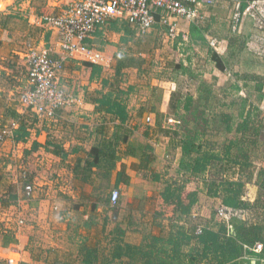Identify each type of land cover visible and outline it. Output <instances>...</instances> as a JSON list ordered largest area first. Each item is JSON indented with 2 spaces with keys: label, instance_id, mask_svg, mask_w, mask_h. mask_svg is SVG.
<instances>
[{
  "label": "crops",
  "instance_id": "crops-1",
  "mask_svg": "<svg viewBox=\"0 0 264 264\" xmlns=\"http://www.w3.org/2000/svg\"><path fill=\"white\" fill-rule=\"evenodd\" d=\"M67 2L0 0V132L17 123L12 127L13 137L0 141V175L8 179H0V197L11 196L5 203L0 198V264H8L10 257L22 264H144L143 251L151 244L155 249L171 250L174 242L181 244V253L189 258L208 236V232L197 236V224L209 225L208 231L221 226L215 208L224 203L228 182H244L241 199L247 192L250 198L246 202L251 205L264 200L259 194L261 180L244 176L242 158L232 150L228 155L226 131L209 128L221 119L225 99L214 100L218 110L213 112L208 98V113L191 120L186 131L178 128L179 123L169 122L172 98L166 100L168 96L153 101L142 119L147 98L142 80L135 81V74L141 71L123 68L121 73H128L125 82L116 85V55L121 53L100 48L97 41L102 36L110 39V29L118 20L125 23L126 33L142 35L125 19L112 21L89 39L111 61L92 66L60 48L57 31L43 22L45 15L61 12ZM232 5V1H224L204 7L206 16L201 23L177 18L181 31L189 35L186 44L180 39L172 41L182 62L200 52L203 42L208 51L222 57L228 40L217 37L218 49L214 50L209 38L217 35L210 32L220 21L230 22ZM159 19L149 34L160 36L158 31L164 28L166 34ZM253 21L247 18L240 28L243 32L249 29L251 37ZM193 28L200 30V37H195ZM29 44L46 46L53 57L65 58L60 82L78 101L55 118H39L18 100V93L28 83ZM131 88L135 91L124 98L116 94ZM177 89L172 85L170 94ZM190 95L197 103L200 94ZM200 104L201 108L206 104L204 97ZM184 116H188L185 111L175 118ZM199 117L207 122L203 129L197 127ZM22 124L27 133L18 140ZM184 142L188 154H184ZM252 164L258 176L264 159ZM258 177L263 178L261 173ZM28 179L35 187L30 199L25 196ZM114 188L121 192L116 206L110 200ZM19 217L27 220L23 226L18 225ZM141 249L142 258L138 255ZM199 264L213 263L209 257Z\"/></svg>",
  "mask_w": 264,
  "mask_h": 264
},
{
  "label": "rangeland",
  "instance_id": "rangeland-1",
  "mask_svg": "<svg viewBox=\"0 0 264 264\" xmlns=\"http://www.w3.org/2000/svg\"><path fill=\"white\" fill-rule=\"evenodd\" d=\"M119 21L110 29V39L107 37L102 39V36L97 41L101 43L100 48L108 47L115 50V53L136 54L137 56L140 55V52L144 53L141 66L137 67L141 73L135 74V81L142 80V91L147 98V105L142 111V119H146L147 113L145 111H148L153 101H159L166 96H168L166 100H170L174 95L177 106L175 108L170 107L171 110L167 111L173 118L184 113L185 108L182 104L187 100L186 97L192 98L190 94H203L206 104H203L202 109L205 113H208L207 102L209 99L211 100L210 111L213 112L218 110V104L215 101L220 98L222 102L225 99V105L221 104V119L213 122L212 125L210 124L209 128L226 131L228 146L232 140H239L238 146L245 148L246 151H241L237 145H233L232 153L238 158L239 156L242 158L244 176L248 179L261 180L259 194L260 198L264 197V171L258 170L263 177L259 179L260 173L258 176L254 175V165L252 164L254 160L264 159V26H261L260 22L255 19L253 21V32L255 33L251 37L253 33L249 29L247 32L233 31L231 21H220L215 27H212L210 33L228 40L227 48L222 57L216 62L214 59L211 61L210 54L212 55V51H208L207 43L203 42L201 43V51L195 52V55L190 56L189 61L185 63L182 62L180 52L177 53L176 51V44L169 40L164 33L165 28L162 32L158 31L161 33L160 36L152 32L149 35L138 37L126 33L124 30L125 23ZM195 37H200V35L195 33ZM247 51L257 57L250 56ZM208 52H210L209 55ZM125 74L128 73H119L115 76L116 85L125 82ZM174 84H176V89L178 86L181 89L178 87L177 90H172L170 94ZM131 91H135L134 88L128 91L119 89L116 94L124 98ZM150 98L152 102L149 101ZM213 107L216 109L213 110ZM241 124H243L242 127H240ZM238 127L240 128L239 131ZM221 140L223 141L222 138ZM2 177L4 179L7 175H2ZM6 180L8 181V179ZM1 196L0 198L4 203L6 200L10 202L11 196L6 198ZM250 206L256 210L261 220H258L256 225L260 224L263 227L261 235L262 242H264V203L258 200ZM138 252L142 258V249ZM156 258L160 262L167 260L162 255H157ZM180 264L182 263L180 262Z\"/></svg>",
  "mask_w": 264,
  "mask_h": 264
},
{
  "label": "built area",
  "instance_id": "built-area-1",
  "mask_svg": "<svg viewBox=\"0 0 264 264\" xmlns=\"http://www.w3.org/2000/svg\"><path fill=\"white\" fill-rule=\"evenodd\" d=\"M224 1H232L230 21L233 31H240L241 24L247 18L258 20L264 26V0H68L66 7L59 13L45 15L43 22L56 30L60 45L70 56H77L86 62L106 65L111 58L105 52L89 44L99 30L107 27L116 19H125L140 35L149 34L160 17V22L166 29L167 38L171 41L180 39L181 44L189 42V35L183 33L177 18L200 23L205 20L204 7L215 6ZM182 33V34H181ZM217 37L209 38V46L218 49ZM26 54L28 83L19 93L20 104L30 113L39 118H55L60 110L76 105L78 99L60 82V74L65 67V58H55L46 46L29 44ZM151 120V117H148ZM169 122L180 123L179 119L169 118ZM0 132V141L8 136L13 137L12 127ZM25 185L26 198H32L35 187L29 182ZM121 197L119 188L112 189L110 200L113 206L118 204ZM249 194H243V200H248ZM264 201V200H263ZM57 208V207H56ZM215 216L218 222L227 226L228 235L234 233V221L246 224H256L259 216L253 207L230 206L219 203ZM18 225L26 222L19 217ZM208 226L199 223L196 234L201 235ZM245 254L242 257L249 264H264V243L255 241L253 245L244 244ZM8 264H22L14 257L8 259Z\"/></svg>",
  "mask_w": 264,
  "mask_h": 264
},
{
  "label": "trees",
  "instance_id": "trees-1",
  "mask_svg": "<svg viewBox=\"0 0 264 264\" xmlns=\"http://www.w3.org/2000/svg\"><path fill=\"white\" fill-rule=\"evenodd\" d=\"M199 31L200 30H198V28H193L194 33L199 34ZM212 56L215 61L219 60V55L216 52H213ZM142 59H144L142 56H137L136 54H117L116 74L118 75L121 73L122 69L126 67H140ZM91 65L95 66V64ZM199 96V100L195 104L193 103L194 100L189 97H187L186 102H183L182 105L184 106L185 112H187L188 116L180 118L181 120L179 119V129L186 131L191 120L196 119L198 115H203L204 110L201 108L200 104L203 94H200ZM173 101L174 95L172 97V108H175L177 105L175 106ZM197 123V127L203 129L204 124L207 122L204 123L199 117ZM242 125L243 124H241L240 127H242ZM20 129L22 130V135L19 132L17 133L18 135L16 134L18 140L22 139V137L27 133L24 124L20 126ZM239 130L240 128L238 127V131ZM238 141V139L231 141V144L227 148L228 155H230L233 145H237L241 151H246L245 148L240 145L238 146ZM183 149L184 154L189 153L190 149L187 142L183 143ZM239 158L241 157L239 156ZM262 171H264V169H262ZM0 179H2V175H0ZM243 185L244 182L242 181L228 182L226 186L227 196L224 199V203L230 206L251 208V203L241 199ZM262 203H264V201ZM233 224L235 231L231 235H228L227 226L223 223H221V226L217 231H208L206 229L205 232L201 234L204 235L208 232V236L204 240V245H202L203 247L196 249L197 251H195V253H190L189 258L181 253V244L178 242H174L175 245L171 250L163 248L155 249V244H151L148 250L143 251L144 256L146 257L144 264H180V262L182 264H199L203 259H207L209 257L211 258L213 264H243L242 262H239V259L242 258L246 252L244 244L253 245L255 241H262L263 238L261 233L263 232V227L260 224L249 225L241 221H234ZM157 255H162L167 260L160 262L156 258Z\"/></svg>",
  "mask_w": 264,
  "mask_h": 264
}]
</instances>
